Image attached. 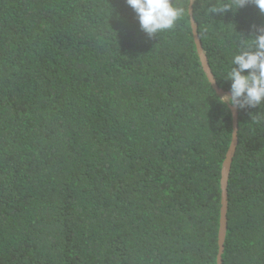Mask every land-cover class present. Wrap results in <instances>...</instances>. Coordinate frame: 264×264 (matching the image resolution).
<instances>
[{
  "label": "trees",
  "instance_id": "1",
  "mask_svg": "<svg viewBox=\"0 0 264 264\" xmlns=\"http://www.w3.org/2000/svg\"><path fill=\"white\" fill-rule=\"evenodd\" d=\"M176 2L185 17L149 37L126 0H0V264H216L232 113ZM215 2L192 13L229 93L264 14L206 16ZM257 113L237 108L222 264H264Z\"/></svg>",
  "mask_w": 264,
  "mask_h": 264
},
{
  "label": "clouds",
  "instance_id": "2",
  "mask_svg": "<svg viewBox=\"0 0 264 264\" xmlns=\"http://www.w3.org/2000/svg\"><path fill=\"white\" fill-rule=\"evenodd\" d=\"M126 3L134 10L141 30L149 37L174 30L186 15L185 6L176 0H126ZM249 3L264 14V0H216L212 6L201 4V8L206 16H223L229 9L236 11ZM253 29L255 34L251 38L239 35L237 51L223 77L230 81V92L218 98L221 104L240 109L264 105V25H254ZM259 113L257 117L264 119Z\"/></svg>",
  "mask_w": 264,
  "mask_h": 264
},
{
  "label": "water",
  "instance_id": "3",
  "mask_svg": "<svg viewBox=\"0 0 264 264\" xmlns=\"http://www.w3.org/2000/svg\"><path fill=\"white\" fill-rule=\"evenodd\" d=\"M194 0H190V5H189V16H190V23H191V28H192V33H193V39L196 47V51L198 54V58L200 60L202 69L211 84L213 90L215 93L222 97L225 94H229L224 92L221 88L216 83L215 77L211 71V68L208 64V60L205 54V51L202 48L200 39L198 37L197 33V25L195 23V20L193 18V13H192V6H193ZM229 108L232 113V140L231 144L229 146V149L226 153L225 160L222 164L221 168V181H220V190H221V208H220V219H219V230H218V254H217V259H216V264H222V254H223V249H224V241H225V235H226V227H227V185H228V179H229V174H230V167L232 163V158L235 153V149L237 146V107H232L229 105Z\"/></svg>",
  "mask_w": 264,
  "mask_h": 264
}]
</instances>
